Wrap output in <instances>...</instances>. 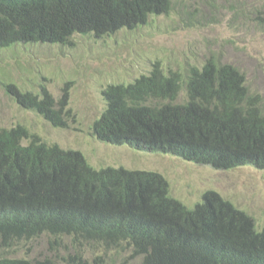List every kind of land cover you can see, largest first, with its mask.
I'll use <instances>...</instances> for the list:
<instances>
[{
  "label": "trees",
  "instance_id": "16d2710c",
  "mask_svg": "<svg viewBox=\"0 0 264 264\" xmlns=\"http://www.w3.org/2000/svg\"><path fill=\"white\" fill-rule=\"evenodd\" d=\"M175 0H0V50L19 45L73 47L74 37L104 38L169 15ZM60 100L2 87L21 109L66 128L68 83ZM185 91L186 98L179 101ZM92 123L108 145L176 156L215 170L264 169V112L244 74L208 58L184 72L154 62L132 82L102 91ZM49 235L130 248L142 264H264V226L214 191L192 209L170 195L159 173L96 170L80 151L64 150L22 124L0 129V245ZM76 259V258H75ZM0 264H62L0 257ZM77 264H86L77 262Z\"/></svg>",
  "mask_w": 264,
  "mask_h": 264
},
{
  "label": "rangeland",
  "instance_id": "374dc122",
  "mask_svg": "<svg viewBox=\"0 0 264 264\" xmlns=\"http://www.w3.org/2000/svg\"><path fill=\"white\" fill-rule=\"evenodd\" d=\"M73 40V47L36 44L0 50V129L25 125L44 141L80 151L95 169L159 173L168 182L170 195L189 209L201 203L206 192L214 191L263 228L264 169L215 170L176 156L108 145L93 137L90 127L106 107L102 91L111 83L132 82L148 74L154 62L167 71L184 72L210 57L244 74L250 92L261 96L264 112V0H175L169 15L152 16L133 30ZM8 81L34 93L45 85L56 100L68 83L67 127L54 128L21 109L2 87ZM185 98L183 91L179 101ZM1 256L50 258L62 264H142L143 260L128 247L106 250L97 243L73 242L68 236L54 241L49 235L9 248L0 245Z\"/></svg>",
  "mask_w": 264,
  "mask_h": 264
},
{
  "label": "clouds",
  "instance_id": "9594fccd",
  "mask_svg": "<svg viewBox=\"0 0 264 264\" xmlns=\"http://www.w3.org/2000/svg\"><path fill=\"white\" fill-rule=\"evenodd\" d=\"M68 118H65V121L67 120ZM41 137V136H40ZM94 137V136H93ZM96 138V137H95ZM97 139V138H96ZM98 140V139H97ZM99 141V140H98ZM45 142H47V143H49L48 141H45ZM101 142V141H100ZM103 143V142H102ZM49 144H51V143H49ZM114 168V167H113ZM95 169V168H94ZM101 169H103V168H101ZM96 170H99V169H96Z\"/></svg>",
  "mask_w": 264,
  "mask_h": 264
}]
</instances>
